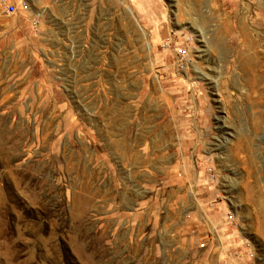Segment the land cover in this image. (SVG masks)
<instances>
[{"label":"rangeland","instance_id":"1","mask_svg":"<svg viewBox=\"0 0 264 264\" xmlns=\"http://www.w3.org/2000/svg\"><path fill=\"white\" fill-rule=\"evenodd\" d=\"M0 264H264V0H0Z\"/></svg>","mask_w":264,"mask_h":264},{"label":"built area","instance_id":"2","mask_svg":"<svg viewBox=\"0 0 264 264\" xmlns=\"http://www.w3.org/2000/svg\"><path fill=\"white\" fill-rule=\"evenodd\" d=\"M6 12L8 15L12 16L16 13V9H15V6L14 5H8L7 6V9H6ZM227 220L230 222L232 220V217L231 216H227Z\"/></svg>","mask_w":264,"mask_h":264}]
</instances>
